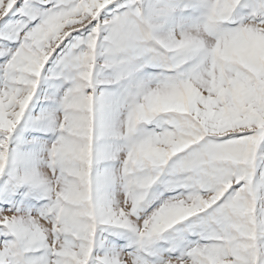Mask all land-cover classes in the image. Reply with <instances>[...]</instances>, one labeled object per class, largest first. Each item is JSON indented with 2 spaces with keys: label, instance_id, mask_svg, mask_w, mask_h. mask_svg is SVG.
<instances>
[{
  "label": "snow or ice",
  "instance_id": "6c2138e0",
  "mask_svg": "<svg viewBox=\"0 0 264 264\" xmlns=\"http://www.w3.org/2000/svg\"><path fill=\"white\" fill-rule=\"evenodd\" d=\"M0 264H264V0H0Z\"/></svg>",
  "mask_w": 264,
  "mask_h": 264
}]
</instances>
